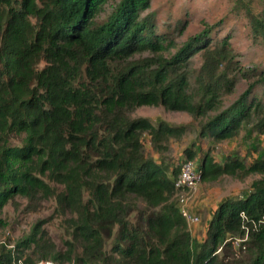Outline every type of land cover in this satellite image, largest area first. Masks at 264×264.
I'll list each match as a JSON object with an SVG mask.
<instances>
[{"label": "trees", "instance_id": "1", "mask_svg": "<svg viewBox=\"0 0 264 264\" xmlns=\"http://www.w3.org/2000/svg\"><path fill=\"white\" fill-rule=\"evenodd\" d=\"M226 3L184 38L183 15L159 21L153 0H0V213L16 197L26 212L53 199L70 237L57 247L35 224L13 245L0 240V264H264V155L195 163L187 147L177 165L157 161L144 137L160 155L184 129L132 116L162 107L202 119L199 140L242 127L264 137V68L241 63L234 26L218 38L229 16L264 50V0ZM238 76L245 87L224 103ZM184 160L202 181L257 175L215 206L202 240L179 212Z\"/></svg>", "mask_w": 264, "mask_h": 264}, {"label": "rangeland", "instance_id": "2", "mask_svg": "<svg viewBox=\"0 0 264 264\" xmlns=\"http://www.w3.org/2000/svg\"><path fill=\"white\" fill-rule=\"evenodd\" d=\"M152 9L157 12L158 20L168 21L180 18L183 15L185 38L189 34L201 30L203 23L213 24L228 13L226 0H153ZM224 29L218 33V38L226 36L232 29L235 31L231 46L238 51L239 59L245 67L260 65L264 68V50L252 47L248 42L245 31L238 21L230 20ZM234 26L230 31L229 28ZM200 64L198 55L192 59L190 67L197 68ZM238 82L234 91L223 97L224 103L235 99L240 90L245 87V81L238 76ZM207 115H211L208 113ZM133 117H144L153 124L163 122L171 127H182L184 134L178 139H169L164 143L166 151L157 154L147 138L144 137L143 146L147 156L155 160H164L166 163L177 165L184 157L183 149L194 147V162L198 163L203 156L210 157L214 163L222 165L226 158L234 157L240 159L247 165L251 158L264 155V137H257L255 134H247L248 128L242 127L239 133L229 140H199L197 137L199 125L202 119L195 120L186 112L168 111L162 107L143 106L135 110ZM257 175H250L246 179L239 181L229 175H222L215 181H202L195 190L187 195L189 210L199 217L198 224L188 226L191 236L196 240H202L205 232V222L208 214L223 199L236 197L248 190L250 182ZM51 185V184H50ZM24 199L15 198V203H8L0 213V220L5 222L4 227H0V240L13 245L22 237L29 233L31 227L40 224L41 228L48 234L50 240L57 247L63 246V242L70 240L66 232L62 219L63 217L55 208L53 199L40 202L38 208L33 212H26ZM233 246L237 248L238 242ZM30 253V251H26Z\"/></svg>", "mask_w": 264, "mask_h": 264}, {"label": "built area", "instance_id": "3", "mask_svg": "<svg viewBox=\"0 0 264 264\" xmlns=\"http://www.w3.org/2000/svg\"><path fill=\"white\" fill-rule=\"evenodd\" d=\"M201 177L194 162L190 160H184L179 165V172L177 179L175 180L174 186L179 189L180 194L178 195V207L182 218L185 220L188 226L198 224L199 217L194 215L188 207L187 195L195 190L197 185L200 183ZM264 221V220H263ZM20 263V261H19ZM36 264H55L52 261H39Z\"/></svg>", "mask_w": 264, "mask_h": 264}, {"label": "crops", "instance_id": "4", "mask_svg": "<svg viewBox=\"0 0 264 264\" xmlns=\"http://www.w3.org/2000/svg\"><path fill=\"white\" fill-rule=\"evenodd\" d=\"M209 216H210V215L208 214V217H207V219L209 218ZM207 219H206V220H207ZM191 226H195V225H191Z\"/></svg>", "mask_w": 264, "mask_h": 264}]
</instances>
